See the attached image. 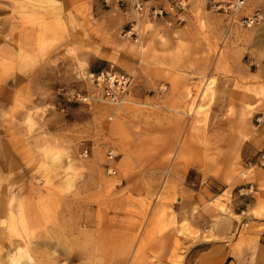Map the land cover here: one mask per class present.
<instances>
[{
  "label": "rangeland",
  "instance_id": "1",
  "mask_svg": "<svg viewBox=\"0 0 264 264\" xmlns=\"http://www.w3.org/2000/svg\"><path fill=\"white\" fill-rule=\"evenodd\" d=\"M165 5L0 0V264H264V0Z\"/></svg>",
  "mask_w": 264,
  "mask_h": 264
},
{
  "label": "built area",
  "instance_id": "2",
  "mask_svg": "<svg viewBox=\"0 0 264 264\" xmlns=\"http://www.w3.org/2000/svg\"><path fill=\"white\" fill-rule=\"evenodd\" d=\"M211 8L217 12L228 15L235 21L237 15L243 10L246 0H206ZM104 3L113 2L120 7H131L136 12H141L144 8L145 0H103ZM166 5L154 9L153 15L158 17L174 16L177 20H183L190 0H165ZM259 15L254 13L250 16L241 17L237 22L246 28H250L258 23ZM93 81L97 90V100L116 109L127 102L129 95L130 77L122 72H101L93 76ZM87 97H79V101L86 102ZM82 154L87 155V148L81 143ZM106 159L114 163L116 155L112 150L107 151ZM108 174L116 176L114 167L108 168Z\"/></svg>",
  "mask_w": 264,
  "mask_h": 264
},
{
  "label": "bare ground",
  "instance_id": "3",
  "mask_svg": "<svg viewBox=\"0 0 264 264\" xmlns=\"http://www.w3.org/2000/svg\"><path fill=\"white\" fill-rule=\"evenodd\" d=\"M15 256H16V255H15ZM15 256H12V259H13V260L11 259V262H12V263H14V257H15Z\"/></svg>",
  "mask_w": 264,
  "mask_h": 264
},
{
  "label": "crops",
  "instance_id": "4",
  "mask_svg": "<svg viewBox=\"0 0 264 264\" xmlns=\"http://www.w3.org/2000/svg\"><path fill=\"white\" fill-rule=\"evenodd\" d=\"M262 254L264 255V250L262 251ZM204 260H207V258L205 257Z\"/></svg>",
  "mask_w": 264,
  "mask_h": 264
}]
</instances>
